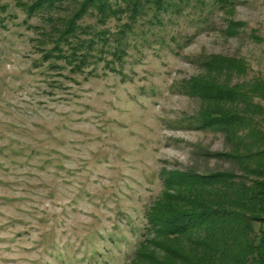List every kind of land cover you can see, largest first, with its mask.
Returning a JSON list of instances; mask_svg holds the SVG:
<instances>
[{
	"label": "rangeland",
	"instance_id": "1",
	"mask_svg": "<svg viewBox=\"0 0 264 264\" xmlns=\"http://www.w3.org/2000/svg\"><path fill=\"white\" fill-rule=\"evenodd\" d=\"M78 1L29 17L31 0H0V264H128L170 173L232 167L186 83L219 57L234 82L264 80V0H176L159 20L139 18L121 60L105 51L71 71L43 56L53 41L42 29Z\"/></svg>",
	"mask_w": 264,
	"mask_h": 264
},
{
	"label": "trees",
	"instance_id": "2",
	"mask_svg": "<svg viewBox=\"0 0 264 264\" xmlns=\"http://www.w3.org/2000/svg\"><path fill=\"white\" fill-rule=\"evenodd\" d=\"M65 1L21 4L31 17ZM210 1L227 8L234 0ZM78 3L77 10L52 29H42L53 41L43 56L63 59L71 71H82L105 51L121 60L127 52V32L140 17L159 20L162 12L179 9L176 0ZM88 14L103 25L115 18L119 28L83 24ZM203 66L205 71L185 89L201 100L196 123L225 135L229 149L216 155L232 167L205 174L170 173L147 211L144 238L128 264H264V80L234 82L235 66L221 57Z\"/></svg>",
	"mask_w": 264,
	"mask_h": 264
}]
</instances>
